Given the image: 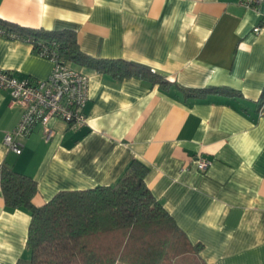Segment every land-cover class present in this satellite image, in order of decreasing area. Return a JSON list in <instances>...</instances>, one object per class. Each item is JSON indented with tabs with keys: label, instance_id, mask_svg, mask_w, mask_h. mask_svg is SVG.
<instances>
[{
	"label": "crops",
	"instance_id": "obj_1",
	"mask_svg": "<svg viewBox=\"0 0 264 264\" xmlns=\"http://www.w3.org/2000/svg\"><path fill=\"white\" fill-rule=\"evenodd\" d=\"M0 19L20 27L75 32L98 60L143 64L174 82L115 79L85 67L86 124L53 118L20 139L4 136L22 110L0 90V165L37 183L42 206L60 191L114 185L137 159L146 185L198 252L174 264H264V4L242 0H0ZM259 27L258 32L254 29ZM0 69L44 80L53 63L25 40L0 35ZM229 88L238 95L189 98L179 89ZM210 161L199 171L198 159ZM30 214L7 210L0 188V264L28 260Z\"/></svg>",
	"mask_w": 264,
	"mask_h": 264
},
{
	"label": "trees",
	"instance_id": "obj_2",
	"mask_svg": "<svg viewBox=\"0 0 264 264\" xmlns=\"http://www.w3.org/2000/svg\"><path fill=\"white\" fill-rule=\"evenodd\" d=\"M0 29L30 39L36 53L39 43H56L59 57L73 67H85L115 79L136 77L167 89L174 84L149 67L125 60H98L83 54L75 32L30 29L0 19ZM179 89L186 97L208 94L238 95L229 88ZM264 112V90L258 113ZM148 167L131 160L111 186L60 191L42 206L32 199L37 183L31 177L0 165V188L7 210L30 214L28 260L16 264H174L198 252L146 185Z\"/></svg>",
	"mask_w": 264,
	"mask_h": 264
},
{
	"label": "built area",
	"instance_id": "obj_3",
	"mask_svg": "<svg viewBox=\"0 0 264 264\" xmlns=\"http://www.w3.org/2000/svg\"><path fill=\"white\" fill-rule=\"evenodd\" d=\"M261 4H264V0H242V5L251 10H257ZM259 30L257 27L254 32ZM0 35L22 39L32 45L30 39L7 33L3 29H0ZM36 54L53 63L51 73L44 80H20L11 72L0 69V90L7 91L11 103L22 110L17 125L4 136L5 146L17 155L22 149L20 139L36 125H41L49 137L51 131L46 126L53 118L64 121L73 130L86 124L84 107L89 100V77L59 57L55 42L39 43ZM262 113L259 112V116ZM209 164V160L199 158L198 170L205 171Z\"/></svg>",
	"mask_w": 264,
	"mask_h": 264
},
{
	"label": "rangeland",
	"instance_id": "obj_4",
	"mask_svg": "<svg viewBox=\"0 0 264 264\" xmlns=\"http://www.w3.org/2000/svg\"><path fill=\"white\" fill-rule=\"evenodd\" d=\"M118 264H121V263H118ZM187 264H197V263H196V261H194V262L187 263Z\"/></svg>",
	"mask_w": 264,
	"mask_h": 264
}]
</instances>
